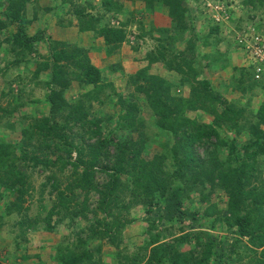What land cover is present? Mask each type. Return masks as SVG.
<instances>
[{
  "label": "rangeland",
  "instance_id": "374dc122",
  "mask_svg": "<svg viewBox=\"0 0 264 264\" xmlns=\"http://www.w3.org/2000/svg\"><path fill=\"white\" fill-rule=\"evenodd\" d=\"M63 1L68 5L63 6ZM124 1L123 11L114 13L104 9L103 0H29L25 7L27 17L31 19L28 33L45 30L47 36L32 50H26L19 63H16L19 57L16 52L20 51V47L13 42L15 29L9 27L0 33V137L6 139L9 145V158L0 171V216L3 221L0 225V259L6 264H62V254L81 250V246H84L96 250L98 264H131L134 257L138 264H173L168 258L162 263L153 259L152 246L148 240L161 233L158 244L174 245L183 251L186 264H212L215 255L205 259L209 252L204 240L199 241L192 236L186 242L178 241L191 229L189 223L192 214L196 213L199 217L197 228L204 226L227 244L239 237L238 246L229 252L225 264H259V252L250 244V235L240 236L237 228L228 221L232 217L229 194L222 186V180L213 173L212 166L194 167V173L178 170L171 152L178 137L158 126L157 114L150 106L146 93L139 91V88H147L149 82L136 72L148 64L150 53L164 49L165 61L154 63L150 71L179 84L180 73L170 69L167 62L175 58L178 51L192 58L193 65L200 72L198 78L209 79L222 101L236 103V108L245 107L240 121L246 122L247 126L240 135L235 134L227 122L220 128L224 138L235 137L237 145L242 147L251 136L250 124L261 122L257 114L259 107L264 104V75L258 79V84L253 82L254 61L258 57L253 56L249 48L252 45L244 43L247 30L256 27V33L259 32L263 38L260 45L264 50V0H257L256 6L246 4L245 0H184L186 31L178 30L175 20L161 6L147 11L143 0ZM76 5H82L81 8L100 17L98 28L105 24L125 26L128 31L127 42L109 53L104 37L98 30H82V27L93 22L90 17L79 22L80 17L74 12ZM3 7L0 6V9ZM215 26L219 27L218 31L210 34ZM48 35L68 41V44L64 42L61 45L62 48L70 50V53L80 49L78 53L85 54L86 60L90 56L101 68L102 80L96 87L81 78L78 58H72L71 54L68 61L62 62V69L66 71L65 79L70 82L64 91V98L69 103L81 101L85 109L81 112V128L79 121L73 122L67 117V105H57L52 109L47 98L52 88H60L57 79H53V55L61 49L60 45L56 48L53 46ZM219 38L221 42L211 43ZM38 68L42 69L39 73L36 72ZM191 83L195 84L193 76ZM191 83L177 85L173 94L190 96ZM129 101L140 105V110L134 116H127ZM216 104L220 112L225 109L224 103ZM184 115L192 124L195 121L212 124L215 117L209 109H187ZM45 119L51 125L71 126H67L66 134L86 148L85 159L90 157L91 144L99 138L94 134L98 129L102 138L111 139L107 151L112 160L118 153L117 145L124 141L130 142L129 158L133 159L132 151H138L135 159L138 163L127 164V172L119 176L125 187L112 192L109 197V201L120 205L111 204L109 210L104 211L100 208V192L78 185L84 166L75 168L71 164L63 165L60 158L67 159L69 154L59 137L54 133L45 134L46 129L39 126ZM130 122L136 125L127 126ZM261 126L264 129L263 123ZM216 142L215 135L202 138L195 145L196 155L210 160L209 155L214 151ZM223 152L227 150L224 148ZM162 154L167 156L163 159L159 157ZM76 158L77 152L74 151L72 160ZM112 160L102 165H112ZM141 162L146 165L162 163L163 172L161 170L160 174L166 182V189L163 196L158 192V201L164 203L168 192L181 187L182 209L190 212L184 221H160L158 210L154 212L155 220H145L147 214L141 202L143 195L131 191L135 187L131 181L134 179L133 166L146 170ZM157 167L155 169L158 171ZM108 173L102 170L96 172L95 181L99 188L109 181ZM250 173L252 176L244 180L243 207H252L249 191L256 187L263 189L264 155L258 158L256 167ZM199 175H202L204 183ZM20 178L23 183L17 181ZM55 185L58 187L55 188ZM18 186L25 189L24 195L16 191ZM59 190L64 191L65 203H60ZM133 197L137 202L127 213L122 205L129 201L133 203ZM19 202L22 204L20 210L15 207ZM51 211V223L60 219L54 231L47 229ZM240 213L243 214L242 211ZM119 214L124 215L125 219H132L123 227L120 241L116 238L111 241L113 238L108 235H98L96 240L82 244V239L93 237L92 229L100 231L104 228L97 223L98 219L112 221ZM99 242L102 250L97 252ZM83 263L93 264L88 259Z\"/></svg>",
  "mask_w": 264,
  "mask_h": 264
},
{
  "label": "trees",
  "instance_id": "16d2710c",
  "mask_svg": "<svg viewBox=\"0 0 264 264\" xmlns=\"http://www.w3.org/2000/svg\"><path fill=\"white\" fill-rule=\"evenodd\" d=\"M29 0H0V6L4 5L0 12L2 17H0V33L9 27L15 29L13 34L14 45L20 47V51H17L19 56L16 60V63H19L22 59V56L26 54V50H32L33 47L46 38L45 30H40L35 34L28 33V25L31 23L25 12V7ZM91 1V0H88ZM103 7L106 11H113L114 13H121L123 7H125L124 0H103ZM145 3V9L148 11H153L158 6H161L167 10L170 17L175 20L177 23L178 30L186 31L185 12L186 7L183 5L184 0H143ZM257 0H245L246 4L255 5ZM60 4V3H59ZM63 6L68 5L64 1L62 2ZM82 5L74 6V12L80 17L79 22H84L87 18H91L93 24L89 26L82 27V30H94L99 31V34L104 37L105 43L108 47L109 53H113L115 49L120 47L123 43L128 40V31L125 26L116 27L113 25H102L98 28L100 24V17L94 13L86 11V9L81 8ZM256 6V5H255ZM145 10V11H146ZM96 15V16H95ZM85 16V17H84ZM93 19V20H92ZM33 21V19H32ZM83 24V23H82ZM95 24V25H94ZM83 26V25H82ZM219 27H213L210 32L218 31ZM49 36V35H48ZM50 42L56 48L60 45L61 49L56 51L53 55V67H54V78L57 79V85L60 88H52L48 99L51 102L52 109L57 107V105H67L69 112L68 118L72 119L73 122H80L83 118L81 115L82 110L84 111V106L79 101L78 103H69L64 98V91L69 86L70 82L65 79L64 72L65 69H62V62L68 61L69 57L78 58L80 61L79 67L82 70L83 80L88 84H93L96 87H99V83L102 80V71L99 66H97L90 56L86 60L85 54L78 53V50L70 53V50L62 48L61 45L69 43L68 41L61 40L59 38L50 37ZM222 39H216L211 41V43H219ZM206 43V41H205ZM208 44V43H207ZM192 46V45H190ZM75 47V46H74ZM13 50L16 51V47L13 46ZM178 54L175 55V58L168 60L167 65L170 69L176 70L181 75V81L179 84H175L172 81H168L163 78L158 73L150 71V68L154 63L158 61H165L166 52L164 49H160L158 52H152L148 55L147 60L148 64L141 67L136 73L141 78H144L149 82V86L144 90L139 88V91L146 93L150 106L157 114V124L158 126L166 131H169L178 137L177 142L171 147L172 157L175 159L178 170H184L185 172H193L194 167L204 168L212 166V171L222 180V186L225 188L226 192L229 194V208L231 211V218L228 219L230 225L237 228V231L240 236L250 235L249 242L255 248L256 252H259V264H264V186L261 188H253L249 191V196L252 200V207L244 206L245 189L244 180L252 176L250 170L256 167L258 158L264 155V129L261 126V123L264 124V104H262L258 109L257 116L260 118L261 122L250 124L249 128L251 131V136L247 139L246 143L241 146H238L237 139L235 137L229 139V137L224 138L221 135L220 128L227 123L232 127V130L235 134L240 135L244 131V127L247 126V123H242L240 121L241 116L244 113V106L236 108V103H231L228 101H222L219 93L213 90L211 81L209 79H199L198 75L200 72L194 64L192 58H188L186 54L178 51ZM220 57V56H218ZM82 58V59H81ZM20 60V61H19ZM222 61L221 59H218ZM47 65V64H45ZM60 66V69L56 70ZM46 67V66H45ZM38 70V71H37ZM41 68L36 69V72L39 73ZM192 76L195 77V84L193 85ZM198 78L199 80H197ZM186 82L191 83L190 96H181L178 94H173V90L177 85H184ZM194 82V81H193ZM254 83H259L260 80L253 77ZM262 84V83H261ZM208 100V103H207ZM210 102V107L208 106ZM214 102V103H213ZM217 102L225 104V109L219 111L217 108ZM129 106L127 108V116H134L135 112L139 111V104L135 101H129ZM187 109H209L214 113V121L212 124L208 123H199L195 121V124L189 122V119L184 115ZM227 122V123H226ZM134 123V124H133ZM98 128L100 127L98 123H94ZM135 122L127 123V126H135ZM41 128L46 129L45 134L54 133L55 136L59 137L63 141V147L66 153L69 154V158L60 159L63 161V165L71 164L75 168L84 166L83 171L78 181L80 187L86 188L87 190L97 189L102 195L100 208L109 210L111 204L120 205L118 202L109 201V197L112 192L117 191L125 187L120 181V175L126 171V165L130 162L138 163L136 157L138 151H132L133 159L128 157V148L130 146L129 141H124L117 145L118 153L115 155V159H111V154L108 150V144L111 142V139L102 138L101 131L98 129L96 133L98 139L95 143L91 144L90 157L85 159L84 155L86 154V148L80 146L74 138L66 134L67 124H56L51 125L50 121L45 119L39 125ZM71 127V126H68ZM79 127L81 128V122ZM72 128V127H71ZM213 135L217 137V142L215 143V149L210 153L208 159H203L195 153V145L202 138H210ZM7 140L0 137V171L3 169V164H5L9 158V150ZM224 148L227 152H223ZM77 152V158L75 161L72 160L73 152ZM244 154V156H242ZM167 155H159L163 159ZM136 159V160H135ZM112 160V165L108 163L103 164L105 161ZM101 164V167L99 165ZM152 165H146L141 162L143 169L134 168V179L131 180L135 185L134 188H131L132 193L138 195H143L142 201L145 207V212L147 216L145 220L153 221L156 216L154 212L158 210L160 221H171V220H180L184 219L190 215V212H186L182 209L183 205V196L181 187H175L172 191L168 192L165 195V201L160 202L157 200L158 192L159 195H164L165 180L162 178L160 171L162 170L161 164L151 163ZM158 166V171L156 168ZM13 167V166H12ZM102 170L108 173L109 170H113L112 173H108L110 176L109 181L102 185L103 188H99L98 184L95 181L96 172ZM132 171H130L131 173ZM163 170L161 171V173ZM194 173V172H193ZM181 175V173H178ZM210 178V177H209ZM17 179L23 183V179ZM199 179L204 183L202 175H199ZM1 181V179H0ZM15 185V184H14ZM13 186V185H12ZM16 186V185H15ZM124 186V187H123ZM55 188L58 185L54 186ZM11 188V186L9 187ZM20 188V189H19ZM127 188V187H126ZM15 190L14 186L11 188ZM16 191H19L21 195H24L25 189L22 187H17ZM58 197L62 200L60 203L64 202V191L59 190ZM134 198V199H133ZM132 201L128 203H123L124 209H131V206L137 202L136 198L133 197ZM135 200V201H134ZM19 210L22 209V204L15 205ZM243 212L241 214L240 212ZM188 214V215H187ZM53 212L51 211L48 214V225L47 229L54 231L57 227V224L60 223L56 221L54 224L51 223ZM193 218H191V229L185 233L178 241L186 242L190 237L195 236L199 241H205L208 252L207 258L209 259L210 255H215L212 264H225L226 257L229 252L234 251L238 246L240 239L236 237L235 240L231 243H226L216 238L215 235L209 230L204 228V226L198 227V215L193 213ZM0 225L3 223L2 215L0 216ZM115 220V221H114ZM114 220H97V223L103 225V229L98 231L97 229H92L93 236L91 239L85 240L82 239V244L90 243L93 240L97 239L98 235L105 237L108 235L111 241H114V238L120 241L122 229L125 224L132 219H125L124 215L119 214L114 218ZM197 221V222H196ZM120 230V231H119ZM150 231V229H149ZM160 234L154 235L148 240V243L152 246L153 259L157 262L162 263L168 258L173 264H186L183 261L184 253L180 251L174 245H160L158 241L160 240ZM110 241V242H111ZM227 244V245H226ZM81 250L70 251L66 254L61 255L62 264H84L83 261L90 260L93 264H98V261L95 259L96 250L89 249L88 247L81 246ZM260 248V249H259ZM102 250V245L99 242L97 247V252ZM152 260V258H150ZM0 264H6L5 261L0 259ZM131 264H138L136 257L131 261Z\"/></svg>",
  "mask_w": 264,
  "mask_h": 264
},
{
  "label": "built area",
  "instance_id": "2783aa9c",
  "mask_svg": "<svg viewBox=\"0 0 264 264\" xmlns=\"http://www.w3.org/2000/svg\"><path fill=\"white\" fill-rule=\"evenodd\" d=\"M258 29L256 27H250L247 30V35L245 38V44L246 42L249 43L252 46H249L251 48L250 50L253 53V56L258 57V59L254 61V70H255V78L256 79H261L263 78L262 76L264 75V54H262L263 47L260 45L262 42L263 38L259 32L256 33ZM243 38L242 41L243 42Z\"/></svg>",
  "mask_w": 264,
  "mask_h": 264
},
{
  "label": "crops",
  "instance_id": "0c3cea01",
  "mask_svg": "<svg viewBox=\"0 0 264 264\" xmlns=\"http://www.w3.org/2000/svg\"><path fill=\"white\" fill-rule=\"evenodd\" d=\"M89 46H91V45H89ZM96 64V63H95Z\"/></svg>",
  "mask_w": 264,
  "mask_h": 264
}]
</instances>
